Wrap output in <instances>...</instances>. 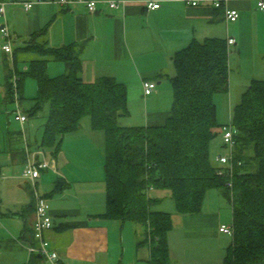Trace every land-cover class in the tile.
<instances>
[{"label":"crops","instance_id":"obj_1","mask_svg":"<svg viewBox=\"0 0 264 264\" xmlns=\"http://www.w3.org/2000/svg\"><path fill=\"white\" fill-rule=\"evenodd\" d=\"M98 1L94 13H89L81 3L45 2L35 4L28 11L20 3H8L4 19L0 17V26L5 22L8 27L13 50L43 41L51 48L81 44L83 82L91 83L106 76L125 85L129 113L123 123L127 126H156L165 122L172 102L170 78L175 74L172 58L192 40L210 37L235 40L228 53L229 70L231 64L234 69L228 77L227 92L234 75L242 76L243 86H248L253 79L264 80V11L258 9L257 0H229L228 6L238 10L239 18L228 24L224 21L223 8L214 9L209 4L192 7L160 0L161 7L152 11L144 7L146 0H124L125 5L118 8L108 7L107 0ZM43 28H46L45 36L33 41L32 35ZM3 42L0 35V43ZM0 52L3 58H9L10 55ZM17 58L27 62L28 55L19 52ZM27 67L21 70L26 71ZM8 72L13 70H7L5 77L0 73V81L4 78L0 84L4 100ZM63 72L62 63L48 62L50 77ZM143 81L156 83L154 92L145 97ZM24 114L28 115V111ZM28 120L29 115L18 133L25 132L30 138L33 128ZM40 131L34 132V142L27 146L32 153L42 150L51 162L49 169L41 170L38 190L48 199L53 223L45 237L59 254L61 264H112L117 260L118 248H121V263L125 247L127 263L148 261L149 251L137 245L142 227L133 224L131 234L129 229L124 231V222L100 216L105 212L106 191L103 132L91 130L90 121L83 119L81 128L64 135L60 149L53 153L41 147L43 131ZM24 148L22 144L11 143L7 148L0 145V264L31 261L27 244L32 235L34 204L29 185L20 176L26 160ZM58 184L59 191L52 194ZM215 190L221 199L210 197L208 201L205 196L197 214H177L175 205L167 210L172 216V229L167 234L171 264H222L232 237L218 231L221 224L227 223L228 217L223 211L228 205L222 192ZM213 200L215 205H211ZM32 264L45 262L37 256Z\"/></svg>","mask_w":264,"mask_h":264},{"label":"trees","instance_id":"obj_2","mask_svg":"<svg viewBox=\"0 0 264 264\" xmlns=\"http://www.w3.org/2000/svg\"><path fill=\"white\" fill-rule=\"evenodd\" d=\"M45 33L46 28L41 29L32 40ZM80 51L79 43L51 48L46 41L13 50L5 101H14L13 74L19 78V105L24 80H35L36 96L28 115L49 104L40 145L53 153L60 149L61 138L79 130L86 117L91 130L103 132L106 191L100 216L142 227L137 245L148 246V264H171L167 234L172 216L152 208L159 199L150 197V191L169 190L177 214L193 215L201 211L206 192L218 189L231 206L234 229L222 264H264V80H251L234 106L228 121L235 129L234 144L228 149L219 132L228 122H218L213 101L215 94L228 90L226 39L192 40L174 54L170 115L156 126L125 125L129 113L125 85L106 76L83 82ZM19 52L38 56L27 60L26 71L17 68ZM50 61L62 63L64 72L50 77ZM218 136L220 148L230 153L229 165L212 161V143ZM228 181L231 191L225 186ZM37 256H30L28 264Z\"/></svg>","mask_w":264,"mask_h":264},{"label":"built area","instance_id":"obj_3","mask_svg":"<svg viewBox=\"0 0 264 264\" xmlns=\"http://www.w3.org/2000/svg\"><path fill=\"white\" fill-rule=\"evenodd\" d=\"M165 1H175L181 2L186 6H199L209 4L214 9L223 8V16L226 24L233 23L239 18V12L237 9L228 6L229 0H165ZM54 2L61 5H67L70 3H81L83 4L89 13H94L97 9L98 0H36L34 2H19L17 0H0V17L4 19L5 5L8 3L12 4H22L23 8L28 11L31 10L35 4ZM108 7L118 8L119 6H124L126 1H105ZM144 7L147 10H157L161 7L160 0H146L143 2ZM258 9L264 11V0H257ZM0 35L4 39L3 43H0V50L8 55H12L13 49L11 46V34L6 26L5 22L0 26ZM235 40L233 38L226 39L227 50L229 53V47L234 44ZM18 76L13 74L10 79V86L12 90V96L14 103L17 106V110L14 111V120L23 125L27 116L23 114L19 108V92H18ZM156 83L154 81H143L142 82V92L144 97L150 95L154 92ZM222 143L230 149L233 144V136L235 129L231 122L222 125L219 129ZM26 160L24 166L21 170V178L27 181L32 187V199L34 204L33 212V223H32V241L27 244V251L30 256L38 255L42 257L45 264H60L59 254L51 248L50 242L46 239L45 233L50 230L53 226L52 217L50 214V206L48 199L41 195L37 189V181L40 178L41 170L48 169L51 167V162L45 158V154L42 150L37 152H30L25 144ZM40 156V158H39ZM231 160L230 153L222 154L218 151L215 154V161L220 166L229 165ZM221 174V173H220ZM226 188L229 191L232 190V182H226ZM220 233L226 234L228 236H233L234 229L232 222L230 224H221L218 227Z\"/></svg>","mask_w":264,"mask_h":264},{"label":"rangeland","instance_id":"obj_4","mask_svg":"<svg viewBox=\"0 0 264 264\" xmlns=\"http://www.w3.org/2000/svg\"><path fill=\"white\" fill-rule=\"evenodd\" d=\"M1 55V52H0ZM32 58H36L35 55L32 54H28V60L32 59ZM25 60V59H23ZM27 61V60H26ZM27 62L22 61V58L18 59V64H17V68L19 71H22L21 69L24 66H28V65H24ZM246 68V67H245ZM28 69V67H27ZM230 69V67H229ZM233 64H231V70L233 71ZM7 70H13V65H12V55L9 56V58L5 59L2 57V55L0 56V73L2 74L3 77H5V73ZM229 70V74L230 71ZM54 76V75H53ZM58 76V75H56ZM1 77V81L0 84L3 83L4 78ZM244 85V81L242 80V76L239 78L238 76H233L232 77V85L230 86V90L228 92H222V93H217L214 95L213 97V101L214 104L216 106V113H217V120L220 123H226L229 121V118L231 116V112L234 108V106L236 104H238L240 102V96L241 94L245 91V89L247 88V85ZM23 95H24V99H23V103H21V105L19 106L20 110L23 112H26L30 109L32 103H33V99L36 96V82L33 78L27 77L24 82H23ZM232 89V91H231ZM231 93V96H230ZM17 110V106L16 104L12 101H5L2 96L0 95V145L4 146L5 148L8 147L9 144L14 143L16 146L19 145H24L25 143L28 144L31 141L34 142L33 137H36L34 132H42L44 129H42L41 124L43 123L44 119L47 118L48 115V111H49V104L45 103L44 106L42 107V109L37 112L35 115H31L29 116V120H28V124L31 126V128H33L31 135L32 137L29 138V135L25 132L24 135L23 133H21L22 135H19L18 132L22 131L21 129V125L20 123H18L17 121L14 120V111ZM85 120H89V117L84 118ZM126 121V119L124 120V122ZM25 124V123H24ZM23 126V125H22ZM23 131H24V127H23ZM13 134V135H10ZM38 134V133H36ZM10 135V136H9ZM9 136V137H8ZM8 138L10 139V142H8ZM219 141H220V137L218 136L214 141H213V147H212V161L214 163L215 162V152H219L222 154H226L225 149H221L220 145H219ZM35 145V143H34ZM37 145H35L36 147ZM215 153V154H214ZM1 159V158H0ZM47 159V158H46ZM49 160V159H47ZM49 169V168H48ZM39 181V179H38ZM38 181H37V189L38 187ZM28 183V182H27ZM29 185V189H30V194H32V187L31 185L28 183ZM39 191V190H38ZM205 196L208 198V201H211L210 197H221L220 193L215 190V189H210L206 192ZM151 197H155L156 199H160L161 201L159 202L160 204V208H158L159 204L153 206V209H161V210H165L167 212V210L169 208H171L170 206H174V202L171 198V193L169 190L167 189H155V191H153L151 193ZM214 198V199H215ZM221 199V198H220ZM226 201V200H224ZM222 201V202H224ZM228 207L224 208V215H226L228 217L227 223L226 224H230L231 223V207L230 205L225 202ZM211 205H215L214 200L211 202ZM133 223L131 222H124V231H126L127 229H129L130 233L132 234L134 231V228L132 227ZM125 233V232H124ZM113 237L115 239V243L117 242V233L116 231L113 232ZM126 251H124V259L123 261L120 263L119 259H120V255H121V248H118V257L117 260H115V262H113L112 264H148L147 261H139L137 260L136 262H130L127 263L128 261V255H126L128 249L127 247H125ZM143 248L145 249V251L147 252V250L149 251V248L147 245H144ZM120 252V253H119Z\"/></svg>","mask_w":264,"mask_h":264}]
</instances>
